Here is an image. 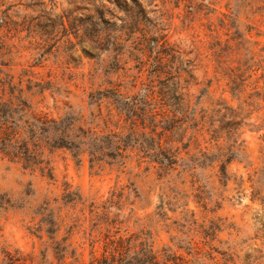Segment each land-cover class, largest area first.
I'll list each match as a JSON object with an SVG mask.
<instances>
[{
	"label": "clouds",
	"instance_id": "9594fccd",
	"mask_svg": "<svg viewBox=\"0 0 264 264\" xmlns=\"http://www.w3.org/2000/svg\"><path fill=\"white\" fill-rule=\"evenodd\" d=\"M0 264H264V0H0Z\"/></svg>",
	"mask_w": 264,
	"mask_h": 264
}]
</instances>
